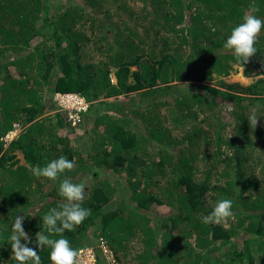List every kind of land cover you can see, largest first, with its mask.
<instances>
[{
  "label": "trees",
  "instance_id": "16d2710c",
  "mask_svg": "<svg viewBox=\"0 0 264 264\" xmlns=\"http://www.w3.org/2000/svg\"><path fill=\"white\" fill-rule=\"evenodd\" d=\"M126 1L0 0V264H18V215L37 248L64 178L86 184L91 215L63 236L94 264H264V29L244 66L223 48L250 6L264 19V0H139L136 12ZM233 66L254 81L225 82ZM55 92L89 103L80 141L74 128L62 141ZM13 123L23 127L4 147ZM60 156L76 167L56 181L32 174ZM222 198L233 216L203 223Z\"/></svg>",
  "mask_w": 264,
  "mask_h": 264
},
{
  "label": "clouds",
  "instance_id": "9594fccd",
  "mask_svg": "<svg viewBox=\"0 0 264 264\" xmlns=\"http://www.w3.org/2000/svg\"><path fill=\"white\" fill-rule=\"evenodd\" d=\"M259 12L257 6H250L248 11L243 15L242 21L231 30L230 35L227 37L223 48L229 50L236 61L244 66L247 64L251 57H253L257 48L255 45L258 42V38L264 29V19L259 18L256 13ZM96 64L98 61H96ZM115 79V78H114ZM115 84L116 81L112 82ZM63 94H73L78 98L84 100L87 104L85 111L87 112L89 103L80 95L76 93L55 92ZM54 111L62 113L65 118L67 126L75 127L78 123H82L83 116H80L78 121L73 125L71 121L67 119V113L61 110L53 101ZM121 98V95L118 96ZM254 106L250 108L248 121L251 128H256L259 118L257 116V108ZM81 112V113H82ZM32 123V122H31ZM30 123V124H31ZM23 126L13 123L12 130L9 131L2 140L4 141V147L8 145L10 141L16 137L21 131ZM23 157V156H22ZM76 167L75 160H69L65 156H60L58 159H53L45 166H34L31 171L36 177H43L50 181H56L66 171H71ZM86 184L83 182L76 183L69 178H64L59 184L58 193L63 198V202L58 208H51L47 214L43 216V226L45 232L39 231L36 233V245L37 248L29 247L31 237L25 232L23 227V216L15 217L12 223L11 234L9 237L13 256L12 258L18 262V264H42L41 256L37 249L43 250L45 247L50 249L49 260L51 264H80L81 250L88 249H75L71 246L69 240L63 236L65 231H74L76 227L81 225L86 218L91 215V210L82 207L84 200L86 199ZM47 192V191H46ZM45 201L51 199L44 197ZM233 201L228 198H222L216 202L212 211L202 217V222L205 224L219 225L233 216ZM59 237V238H57ZM25 243H21V241ZM94 264V263H92Z\"/></svg>",
  "mask_w": 264,
  "mask_h": 264
},
{
  "label": "rangeland",
  "instance_id": "374dc122",
  "mask_svg": "<svg viewBox=\"0 0 264 264\" xmlns=\"http://www.w3.org/2000/svg\"><path fill=\"white\" fill-rule=\"evenodd\" d=\"M126 6L128 7V10L130 11V10H132V11H137L138 10V8H140L141 7V2L139 1V0H135V1H126ZM114 5V8H115V6H116V4H113ZM114 9L113 8H111V11H113ZM127 10V11H128ZM118 13H122V15H127L128 13L127 12H125V11H123V12H121V11H119ZM113 15H114V13H113ZM114 17H116V16H114ZM96 56V57H95ZM94 57V60H96V61H99V60H103V56L102 55H95ZM134 68H130V70L132 71ZM110 78H111V80H112V82H114L115 81V79H114V75H113V73L111 72V74H110ZM218 78V77H217ZM216 81H218V79H215V78H213V79H211L210 81H208V83H206V84H209V85H214L215 83H216ZM224 81L225 82H228V83H231V82H236V83H240V84H242V85H248V84H250L251 82H253L254 81V79H251V78H245V77H243V74H242V68H240V67H235V66H233V70L229 73V75L224 79ZM190 82H192V81H190ZM214 83V84H213ZM105 101H111V98H108V99H105ZM28 125H30V123H28ZM80 126V127H79ZM86 127V125H85V122L84 123H78L75 127H74V129H77V130H79L77 133H75L74 135H73V137H75V138H73V139H70V143H74L75 141H80L82 138H81V136L83 135V133L85 134V132L84 131H82L84 128ZM70 128L72 129L73 127H71L70 126ZM68 131H70V129H69V127H67L66 129H65V131H63V136L61 137V139H62V141H64L65 143H66V145H67V143H68V139H66V140H64V138H65V135H66V132H68ZM56 133H58V131L56 132ZM61 144V143H60ZM79 145H82L81 143H79ZM168 210V208H166V207H164V206H161V207H159L158 208V211L160 212V213H164V212H166ZM102 247H103V249H104V251L106 252V254H108L107 255V258H108V260L110 261L111 260V253L107 250V247L106 246H104L103 244H102ZM85 253V252H84ZM90 255L92 256L93 255V252H92V254L90 253ZM83 259L85 260V261H87V257L86 256H84L83 257ZM89 264H92V262H89Z\"/></svg>",
  "mask_w": 264,
  "mask_h": 264
},
{
  "label": "built area",
  "instance_id": "2783aa9c",
  "mask_svg": "<svg viewBox=\"0 0 264 264\" xmlns=\"http://www.w3.org/2000/svg\"><path fill=\"white\" fill-rule=\"evenodd\" d=\"M53 101L57 107L66 111L67 119L71 121L73 125L78 121L79 114L87 108V104L84 100L73 94L56 93L53 97ZM90 253L92 254L90 250H81L80 264H89V262L94 263V254L91 256ZM84 256L87 257V261L83 259Z\"/></svg>",
  "mask_w": 264,
  "mask_h": 264
},
{
  "label": "crops",
  "instance_id": "0c3cea01",
  "mask_svg": "<svg viewBox=\"0 0 264 264\" xmlns=\"http://www.w3.org/2000/svg\"><path fill=\"white\" fill-rule=\"evenodd\" d=\"M14 154L16 155V158L19 160V164L20 163H24L22 154L19 151L14 152ZM47 191V189L45 190V192Z\"/></svg>",
  "mask_w": 264,
  "mask_h": 264
}]
</instances>
